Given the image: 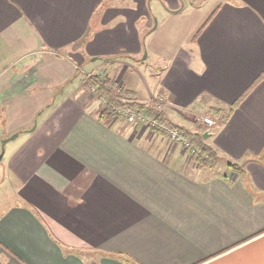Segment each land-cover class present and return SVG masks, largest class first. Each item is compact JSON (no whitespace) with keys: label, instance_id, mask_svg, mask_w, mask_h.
<instances>
[{"label":"crops","instance_id":"crops-1","mask_svg":"<svg viewBox=\"0 0 264 264\" xmlns=\"http://www.w3.org/2000/svg\"><path fill=\"white\" fill-rule=\"evenodd\" d=\"M182 1L0 0V162L19 183L0 208V264H264V0H222L190 47L145 55L151 11ZM115 55L133 64L117 82L146 103L141 81L187 129L246 95L206 139L215 169L153 131L96 118L101 100L77 69L113 78L93 58Z\"/></svg>","mask_w":264,"mask_h":264},{"label":"rangeland","instance_id":"rangeland-1","mask_svg":"<svg viewBox=\"0 0 264 264\" xmlns=\"http://www.w3.org/2000/svg\"><path fill=\"white\" fill-rule=\"evenodd\" d=\"M125 1L126 0H109V3L120 5V4H125ZM182 2L183 3L180 2L178 10L173 11V12H175L173 14L169 13V12H171L169 10V8H167L165 11L161 10L160 13H158V11H156L154 9L151 11V13L149 12L153 17L154 26L152 29H155V31H154L155 33H154L153 37H151V39L147 40L145 43L146 47H147L145 55H147V51L148 52L151 51V52L157 53L159 55H164L165 57L169 56V59H171V57H172L171 53L172 52L174 53L176 51V49L177 50L179 48H182V49L185 48L186 49V48L190 47L193 43H195L194 41L200 36V34H201L200 31L204 28L205 23L206 24L208 23L211 15L213 14L212 13L213 10L216 9V8L214 9L215 4L217 6L220 2H222V0H218L217 2L212 3V4H211L210 0H207L206 4H205V2H204V4H197L196 3V5H198V6H203L202 9L194 8L193 5H191L194 2H192L190 0H183ZM183 4H184V7H183ZM185 7H186V10L184 12H182V10H184L182 8H185ZM140 20H142V19H140ZM88 42H89L88 40L85 41L84 45H86ZM108 57H111V58L108 60H105V61L112 63V65L109 67V69H110L109 72L113 71V73H111V74L115 75V76H113V78H110V79H114L115 81H117V79L119 77V73H120L119 71H116V70L121 69L123 71L122 72V74H123L128 67H131L133 65L131 63L130 64L127 63L126 65L121 64L119 66V65H114L113 62L110 61L112 59H116L117 57H122V58H118V59H125V57H123L121 55H115L114 57L108 56ZM96 58H93V59L95 60ZM150 61L153 62L154 59H151ZM162 61H164V60H162ZM141 62H143V61H141ZM85 68L83 69L81 67V69L85 73H92L91 71H89V70H91L90 65L89 66L87 65ZM131 72L132 71H130L127 74V78H132ZM105 73H106V75H109V77H111V75L106 70L101 72L102 75H100V76H103V74H105ZM77 74L80 77H82L83 87H84V89H86L85 84L87 83V81L89 79L86 78V75L84 73L77 71ZM133 77H135L134 82L136 84V82L138 81V78H136L137 76H133ZM117 84H118V87L120 86V87L125 88V86H123L120 82H117ZM88 91L91 93V89H88ZM139 91L141 94V98L143 100L147 101L146 103H144L143 101H141L139 103L147 105L152 100V98H149V94L148 95L146 94L145 85L141 81L139 83ZM157 93L160 94V92H157ZM157 93H155L156 96H157ZM143 95H144V97H143ZM135 97H136V95H135ZM154 100H156V99H154ZM164 110H165V108H164ZM201 113L202 114L197 115L195 118V121H193L195 127H200V128L190 129L191 131L197 132L200 134H203V133L209 134L211 131L216 129L219 126V124H221L220 122H217V124L212 126V127L207 126V125H203V122L201 121V117H210L212 119H214V118L209 114L207 109H205L204 112H201ZM165 115L170 120V118L168 117V111H166V110H165ZM170 121L174 125H176L172 120H170ZM177 122L180 123V120H178ZM133 128L135 129V131H141L142 129H147V130L152 131L151 130L152 128H147V127L140 128V127L133 126ZM163 128H162V130H164L167 133V137H168L169 133L165 129L175 130L167 124L164 125ZM183 128H185V127H183ZM204 130H206V131L204 132ZM153 132L156 133L157 135H159L157 133V131H153ZM167 137H163V138L167 139ZM17 141H19V140H17ZM17 141H15L13 143H17ZM177 147H179L181 150H184L185 152H183V153L185 155H188V152L185 149H183L182 146L177 145ZM1 156H2V148L0 150V158H1ZM184 157H186V156H184ZM3 158H4V156H3ZM7 167H10V163L8 161V158L5 160L2 159V161L0 162V208L2 206L14 204L17 201V199L15 197V192L18 189L19 183H18L17 179L13 178V176L10 175V173L7 170Z\"/></svg>","mask_w":264,"mask_h":264},{"label":"trees","instance_id":"trees-1","mask_svg":"<svg viewBox=\"0 0 264 264\" xmlns=\"http://www.w3.org/2000/svg\"><path fill=\"white\" fill-rule=\"evenodd\" d=\"M105 7H106L105 4L100 5V7H98V9L96 10L95 16L98 17L100 15L99 9H103ZM213 15H215V12H213L209 21L211 20ZM92 36H93V31H90L89 34L86 35L85 39L82 41L83 45L84 42L92 38ZM110 58L111 57L96 58L95 60H108ZM118 58H122V57H117L116 59ZM116 87H118V84L117 81H115L114 79L108 78L104 81V79H101L100 76L96 74L92 76L85 84L86 90L96 88L97 90L96 98L98 100L106 99L108 101L107 104L103 105L95 113L96 118L101 123L105 124L106 126H111L116 121V119L119 118V111L126 107L124 100H127L128 102H130V104L127 106L129 109L134 110L140 114L146 115L148 118L158 123L159 126H164L167 124L171 126L173 129L180 131L185 137V139H187L190 142L191 148L195 150V154H192L191 156L193 158V161L200 168L213 170L219 165L221 158L219 157L217 152L206 143V140L204 138L205 133L200 134L197 132H193L190 129H186L181 126L174 125L166 117L165 110L163 107L164 104L159 97H157L155 101L149 102L147 105L140 104L137 101L134 93L129 89L119 86L121 89V93L119 95H115L114 89ZM245 96H243L236 104L232 105L228 109H222L218 107L209 108L210 115L215 120H217V122H220L222 124L226 123L230 119L234 110L243 101ZM159 104H161V108H159ZM151 130L157 131V133L161 137H167V133L161 128L155 127L154 129ZM186 151L190 153L189 150ZM227 167L229 170L235 173L242 174L241 173L242 169H240L235 164L228 163Z\"/></svg>","mask_w":264,"mask_h":264},{"label":"built area","instance_id":"built-area-1","mask_svg":"<svg viewBox=\"0 0 264 264\" xmlns=\"http://www.w3.org/2000/svg\"><path fill=\"white\" fill-rule=\"evenodd\" d=\"M79 72L84 73L86 75V78L90 79L92 76H94V73H85L81 67L77 69ZM97 75V74H96ZM100 76V75H99ZM101 79H104V81L107 78H104L103 76H100ZM115 95H119L121 93L120 87H116L114 89ZM91 93L96 96L97 90L96 88L91 89ZM155 101V100H154ZM106 99L101 100V105L107 104ZM153 102V101H152ZM124 103L126 107L122 110L119 111V118L125 121L128 125L130 126H135V127H147V128H152L154 129L155 127L158 128H163L164 126H159L158 123L153 121L152 119L148 118L146 115L140 114L134 110L129 109L127 106L130 104L127 100H124ZM159 108H161V104H159ZM201 121L203 122V125L207 126H214L217 124V121L210 118V117H201ZM164 129V128H163ZM169 133L168 139L172 145H181L185 150H189L191 155L195 154V150L191 148L190 142L185 139L183 134L178 131V130H171V129H165Z\"/></svg>","mask_w":264,"mask_h":264},{"label":"water","instance_id":"water-1","mask_svg":"<svg viewBox=\"0 0 264 264\" xmlns=\"http://www.w3.org/2000/svg\"><path fill=\"white\" fill-rule=\"evenodd\" d=\"M144 58L146 59L147 57L145 56ZM208 136H209L208 133H205V134H204V138H205V140L208 138Z\"/></svg>","mask_w":264,"mask_h":264}]
</instances>
